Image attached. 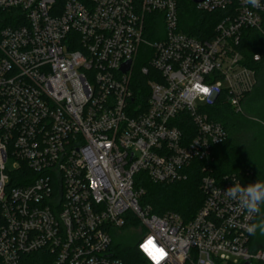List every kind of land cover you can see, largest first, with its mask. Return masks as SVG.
<instances>
[{
	"label": "built area",
	"instance_id": "2783aa9c",
	"mask_svg": "<svg viewBox=\"0 0 264 264\" xmlns=\"http://www.w3.org/2000/svg\"><path fill=\"white\" fill-rule=\"evenodd\" d=\"M195 6L218 13L210 39L183 31L179 0H0L1 264H127L120 230L139 232L148 264H264V236L246 231L258 217L224 193L249 183L213 172L228 132L209 111L244 113L264 65V0ZM196 81L210 99L190 93ZM194 170L204 201L190 221L142 204V180Z\"/></svg>",
	"mask_w": 264,
	"mask_h": 264
},
{
	"label": "trees",
	"instance_id": "16d2710c",
	"mask_svg": "<svg viewBox=\"0 0 264 264\" xmlns=\"http://www.w3.org/2000/svg\"><path fill=\"white\" fill-rule=\"evenodd\" d=\"M179 6L183 11L181 24L184 23L182 28L185 33L202 40L210 39L213 36L215 25L219 21L218 13H202L196 9L192 0H179ZM259 49L249 48V53ZM245 103L247 110L264 116V65L258 68V83L250 93L247 102L245 98L244 107ZM209 111L211 118L222 123L228 132L226 141L215 147L213 151L212 168L214 174L220 177L235 174L249 184L253 181H264V178L256 177L257 171L255 169L249 168L248 159L249 156L252 157V148L249 150L246 146H242L240 149L233 147V142H236L235 139H237L236 135L239 134V138H242L241 144L246 140L244 134L247 132L248 119L245 118L244 113L237 114L228 105H222L220 102L209 107ZM258 138L254 137L251 140L253 144H258ZM201 177V173L194 170L187 180L174 183L155 184L144 179L141 181V185L145 189L142 204L149 205L153 213L158 216L173 212L179 214L185 221H190L195 217L204 201V196L200 190ZM261 210L264 211V205H262ZM113 247L115 256L127 264H148L133 245H124L114 239ZM40 258L39 254H33L25 257L21 264H41Z\"/></svg>",
	"mask_w": 264,
	"mask_h": 264
},
{
	"label": "clouds",
	"instance_id": "9594fccd",
	"mask_svg": "<svg viewBox=\"0 0 264 264\" xmlns=\"http://www.w3.org/2000/svg\"><path fill=\"white\" fill-rule=\"evenodd\" d=\"M246 5L252 8H260L261 0H244ZM193 96L200 99H210L214 90L212 87L201 81H196L189 90ZM230 199L236 201L239 207L245 210L250 216L258 217L257 221L247 226L246 231L249 235L255 236L258 232L264 234V211L261 206L264 205V181L258 180L243 186L239 181L233 180V185L225 192Z\"/></svg>",
	"mask_w": 264,
	"mask_h": 264
},
{
	"label": "rangeland",
	"instance_id": "374dc122",
	"mask_svg": "<svg viewBox=\"0 0 264 264\" xmlns=\"http://www.w3.org/2000/svg\"><path fill=\"white\" fill-rule=\"evenodd\" d=\"M184 13V17H185ZM187 18V17H186ZM184 25V23L182 24ZM250 94L246 96V102L249 98ZM245 118L248 119V128L246 134L244 136L246 137V140L244 143L241 144L242 138H239V134L236 135V142H233V147L236 149H240L242 146L248 147L249 150L252 148V157L249 156V168L250 169H255L257 171V176L259 179L264 178V116L262 117L259 113L257 112H251L246 109V103L244 107V114ZM254 137H259L257 141V145L253 144L251 141ZM8 166H11L9 163H7ZM257 235H262L264 234L257 233ZM139 232H134V231H125V230H120L115 232L114 238L115 240L122 242L124 245H134L137 243L139 239Z\"/></svg>",
	"mask_w": 264,
	"mask_h": 264
},
{
	"label": "water",
	"instance_id": "95a60500",
	"mask_svg": "<svg viewBox=\"0 0 264 264\" xmlns=\"http://www.w3.org/2000/svg\"><path fill=\"white\" fill-rule=\"evenodd\" d=\"M194 3H198V2H201L202 0H192ZM130 64V62L128 63ZM128 69V65L125 67V71ZM245 264H249L248 262L245 263Z\"/></svg>",
	"mask_w": 264,
	"mask_h": 264
},
{
	"label": "snow or ice",
	"instance_id": "6c2138e0",
	"mask_svg": "<svg viewBox=\"0 0 264 264\" xmlns=\"http://www.w3.org/2000/svg\"><path fill=\"white\" fill-rule=\"evenodd\" d=\"M160 255H163V252H162V250H160ZM156 257L154 256V259H155Z\"/></svg>",
	"mask_w": 264,
	"mask_h": 264
}]
</instances>
